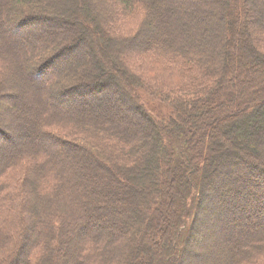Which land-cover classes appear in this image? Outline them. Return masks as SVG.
<instances>
[{"label":"trees","instance_id":"1","mask_svg":"<svg viewBox=\"0 0 264 264\" xmlns=\"http://www.w3.org/2000/svg\"><path fill=\"white\" fill-rule=\"evenodd\" d=\"M254 76L264 0H0V264H262Z\"/></svg>","mask_w":264,"mask_h":264},{"label":"rangeland","instance_id":"2","mask_svg":"<svg viewBox=\"0 0 264 264\" xmlns=\"http://www.w3.org/2000/svg\"><path fill=\"white\" fill-rule=\"evenodd\" d=\"M255 1V0H254ZM257 1V0H256ZM120 22V21H119ZM119 27L124 30V27H122V24L120 22V24L118 23ZM75 53V52H73ZM256 76V75H255ZM254 76V77H255ZM41 77V75H35L33 76L34 80H38L39 78ZM256 78V77H255ZM257 81L255 80L253 82V88H256L257 85L259 84H264L262 83L264 81V78H256ZM261 82V83H260ZM88 100H93L94 102H102L98 96H90L88 97ZM117 106L120 107L121 109L123 108L125 111H129L131 112V110L129 109V107L127 106V103L124 102L122 99L120 98H117ZM70 105L72 103H69ZM67 105V103H66ZM80 105H83V106H86V104H80ZM210 193V191L208 190V194ZM182 196H184V194H182ZM217 200V199H216ZM216 200L213 198V196L211 197V200H209V198L206 196V201H207V206H205L206 209H203V212H204V215H207V220L204 221V224L202 225V228H204V231L205 233L208 232V230L212 231L211 230V223L212 225H219V224H222V223H219L217 220H216V216H217V211H219V206L217 204L216 206V209H213L214 206H212V204H214V202H216ZM218 203V202H217ZM209 204V205H208ZM211 204V206H210ZM211 209V210H210ZM107 225H109V223H107ZM212 236V237H211ZM215 236V237H214ZM222 239L221 235H219L218 233H213L212 235H210L209 237H206L203 239V242H204V246L202 248H200V252H201V255L199 256V260L202 261V260H209L208 257L210 255H214L215 257H218L220 259H224L225 256H224V251H230L231 249L229 248L228 244H225V242L221 243V244H218L217 242ZM223 244V245H222ZM198 246V243L196 244ZM221 246V247H220ZM212 251H214V254H212ZM187 259V257L184 258L183 261H185ZM211 259V258H210ZM191 262L193 264H201L200 261H198L196 258H191L190 259ZM22 262V260L20 259L19 262H17V264H20ZM262 264H264V255L261 256L260 260L258 261ZM185 264V263H184Z\"/></svg>","mask_w":264,"mask_h":264},{"label":"bare ground","instance_id":"3","mask_svg":"<svg viewBox=\"0 0 264 264\" xmlns=\"http://www.w3.org/2000/svg\"><path fill=\"white\" fill-rule=\"evenodd\" d=\"M213 209H215V208H213ZM211 210V209H210ZM204 217H205V215H203Z\"/></svg>","mask_w":264,"mask_h":264}]
</instances>
